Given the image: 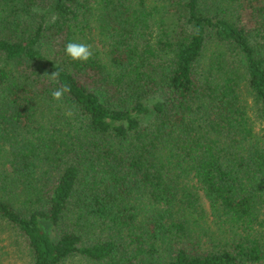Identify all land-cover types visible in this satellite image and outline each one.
I'll return each instance as SVG.
<instances>
[{"label": "trees", "instance_id": "1", "mask_svg": "<svg viewBox=\"0 0 264 264\" xmlns=\"http://www.w3.org/2000/svg\"><path fill=\"white\" fill-rule=\"evenodd\" d=\"M0 225L28 264H264V0H0Z\"/></svg>", "mask_w": 264, "mask_h": 264}, {"label": "rangeland", "instance_id": "2", "mask_svg": "<svg viewBox=\"0 0 264 264\" xmlns=\"http://www.w3.org/2000/svg\"><path fill=\"white\" fill-rule=\"evenodd\" d=\"M0 264H28V255L14 231L0 225Z\"/></svg>", "mask_w": 264, "mask_h": 264}, {"label": "clouds", "instance_id": "3", "mask_svg": "<svg viewBox=\"0 0 264 264\" xmlns=\"http://www.w3.org/2000/svg\"><path fill=\"white\" fill-rule=\"evenodd\" d=\"M64 51L65 54L69 56L73 61L78 60L81 62H85L89 60L93 55L92 46L82 42H68L65 45ZM48 76L50 77L51 81L55 83L57 81L59 73L58 71H55ZM68 91H70L69 86L61 85L59 88H55L51 94L53 99L60 101Z\"/></svg>", "mask_w": 264, "mask_h": 264}]
</instances>
